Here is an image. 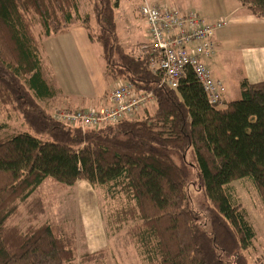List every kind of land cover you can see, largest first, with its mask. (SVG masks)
Wrapping results in <instances>:
<instances>
[{"label":"trees","instance_id":"16d2710c","mask_svg":"<svg viewBox=\"0 0 264 264\" xmlns=\"http://www.w3.org/2000/svg\"><path fill=\"white\" fill-rule=\"evenodd\" d=\"M239 1L264 20V0ZM118 2L0 0V264H118L52 218L39 195L48 179L66 191L85 181L121 202L101 210L106 240L133 245L143 264H250L256 231L229 187L249 179L264 204V81L243 78L239 97L216 105L190 69L176 89L159 87L150 54L118 37ZM74 25L99 44L106 80L132 83L153 104L85 130L54 120L41 106L54 99L43 42Z\"/></svg>","mask_w":264,"mask_h":264},{"label":"rangeland","instance_id":"374dc122","mask_svg":"<svg viewBox=\"0 0 264 264\" xmlns=\"http://www.w3.org/2000/svg\"><path fill=\"white\" fill-rule=\"evenodd\" d=\"M144 1L165 7H174V5L175 7L178 5L182 6V4L188 7L190 2L194 0H119L118 8L114 11L117 34L124 48L134 53L136 56L140 55L139 50H141V48L139 49V47L143 46V44L139 46L134 42H144L145 38L148 37L147 26L138 13V9ZM204 4L206 7L210 5L209 2H204ZM46 42L47 41L43 42V46ZM253 44L256 46L257 43ZM237 45H239L238 42L230 43V48L227 50L228 57L221 64L219 61H215V64L212 63L211 60L208 61L212 76L224 80L227 101L234 99V94L238 91L237 82L241 79L238 76L240 75L238 57H235L231 53V50H235L234 48L237 47ZM47 49H49V46ZM47 49L45 58L42 62V69L46 76V80L50 82L49 84L51 86H55L56 89V86H61L62 91H59L62 93H59V98H63L64 96H71L74 98L77 86L76 82L78 81L81 83L83 78H79L75 82L72 81L67 74L64 73L63 65L53 59L52 53H50L51 56L48 57ZM93 49L97 51L98 61H100L99 57L101 50L99 44H93ZM107 82L110 84L109 92L115 84L112 82L110 83L108 80ZM8 111H10V109ZM4 114L3 112V115ZM1 121H5V115ZM12 122L15 131L24 130V128L19 125L15 126L19 123V120L16 121L13 119ZM229 188L233 202L239 205L243 212H245V216H247L248 221L256 231V240L253 247L250 248L251 254L249 256V262L250 264H264V204H262L253 182L249 179L235 181ZM41 190L39 195L50 203V209L54 214L52 218L55 220H62L69 228L75 227L81 244L85 246L88 252L91 251L88 249L86 243L90 244L91 250L92 248L102 249L108 247V250L112 252V256L115 258L114 261L118 264H143L133 245L127 248L119 247L120 249L116 251L117 245L109 244L108 242L105 244L104 234H102L104 233V222H102L101 210H114L121 202L118 200L109 202L107 199L103 198L100 189L91 188L85 181L77 182L72 189L66 191L55 185L51 179H48L46 183L42 185Z\"/></svg>","mask_w":264,"mask_h":264},{"label":"built area","instance_id":"2783aa9c","mask_svg":"<svg viewBox=\"0 0 264 264\" xmlns=\"http://www.w3.org/2000/svg\"><path fill=\"white\" fill-rule=\"evenodd\" d=\"M138 13L147 26L148 43L142 52L150 54L149 70L160 76L159 87L176 89L187 69L192 70L211 105L221 103L224 83L214 79L207 60L214 58V32L227 21L209 23L196 12L183 13L173 7L144 1ZM105 101L89 110L58 109L53 119L82 130L113 124L133 117L137 110L153 104V94L139 92L127 81L114 83Z\"/></svg>","mask_w":264,"mask_h":264},{"label":"crops","instance_id":"0c3cea01","mask_svg":"<svg viewBox=\"0 0 264 264\" xmlns=\"http://www.w3.org/2000/svg\"><path fill=\"white\" fill-rule=\"evenodd\" d=\"M204 2H209V7H206ZM173 8L183 13L196 12L209 23L219 20L227 21L224 28L214 32L213 45L216 47V53L214 58L207 60V64L210 60L214 64L215 61H219L220 64L224 62L228 57L227 50L230 48V43L238 42L239 45L234 48L235 50H231V53L238 57L239 78H245L249 83L264 81V20L255 19L248 9L240 4L239 0H194L190 2L188 7L182 4V6L178 5L176 7L174 5ZM46 41L44 52L49 46V49H47L48 57L52 53L53 59L63 65L64 73L72 81L75 82L79 78H83V80L81 83L76 82L74 98L71 96L59 98V93H62L59 91H62L61 86H56L57 89L55 86H51L50 82L46 80L42 69L41 72L47 86L54 92V99H44L41 106H44L50 113H54L58 109L89 110V108L96 107L105 101L110 84H108L102 73L101 54L99 57L100 64L97 51L93 49V43L87 39L84 30L74 25L70 31L52 36ZM144 42L136 41L134 43L139 46L143 44L139 47L140 49L148 43V37L145 38ZM253 43H257L256 46ZM215 78L224 83L223 79ZM238 96L239 90L235 92L234 99ZM226 98L227 94L224 97L225 102H227ZM104 238L106 244V234H104ZM86 245L91 252L97 250V248L91 250L89 243H86Z\"/></svg>","mask_w":264,"mask_h":264}]
</instances>
